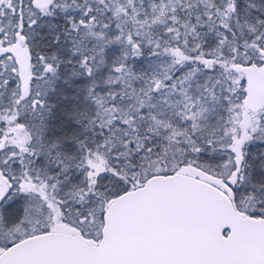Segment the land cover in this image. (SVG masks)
Segmentation results:
<instances>
[{"label":"snow or ice","instance_id":"1","mask_svg":"<svg viewBox=\"0 0 264 264\" xmlns=\"http://www.w3.org/2000/svg\"><path fill=\"white\" fill-rule=\"evenodd\" d=\"M0 264H264V0H0Z\"/></svg>","mask_w":264,"mask_h":264}]
</instances>
